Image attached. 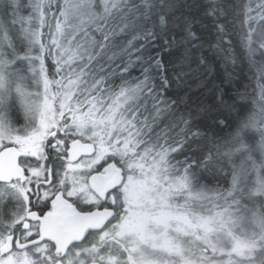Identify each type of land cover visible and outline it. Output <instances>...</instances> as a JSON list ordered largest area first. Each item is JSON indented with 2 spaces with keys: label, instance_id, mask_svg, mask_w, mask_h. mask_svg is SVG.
<instances>
[{
  "label": "snow or ice",
  "instance_id": "obj_1",
  "mask_svg": "<svg viewBox=\"0 0 264 264\" xmlns=\"http://www.w3.org/2000/svg\"><path fill=\"white\" fill-rule=\"evenodd\" d=\"M74 11L106 26L85 29L84 22L73 24L69 17ZM89 30L99 38L90 37ZM177 45L189 73L193 64L206 71L213 62L217 68L224 64L225 72L237 61L256 64L259 57L264 64V0H84L75 5L67 0L63 5L59 0H0V153L13 162L8 180L19 185L14 189L17 199L22 205L27 199L21 208H27L24 218H13L9 225L10 239L0 235V248L10 245L0 255V264H26L11 259L12 253L22 250L21 238L28 242L24 247L37 246L32 241L41 235V222L54 208L57 193L75 197L98 214L113 209L118 219L121 197L132 183L130 159L163 160L169 151L184 155L183 142L173 135L176 122L169 119L176 116V101L164 93L189 73H169L168 61L161 58L166 50L172 56ZM137 66L140 76L132 78ZM25 84L37 91H25ZM13 86L26 117L20 127L4 113L5 89ZM218 103L223 105V98ZM243 111V105L233 102L228 111L221 108L214 114L212 124L201 122L213 135L194 139L192 143L202 147L177 163L226 179L218 138ZM197 114L181 115L179 122L188 132L197 126ZM185 115L193 118L192 124ZM85 158L94 166L71 167ZM114 170L120 172L118 183L110 179ZM76 172L87 173V188L77 191L75 181H62V176ZM41 189L52 190V195Z\"/></svg>",
  "mask_w": 264,
  "mask_h": 264
},
{
  "label": "trees",
  "instance_id": "obj_2",
  "mask_svg": "<svg viewBox=\"0 0 264 264\" xmlns=\"http://www.w3.org/2000/svg\"><path fill=\"white\" fill-rule=\"evenodd\" d=\"M56 2L57 0H53L54 4ZM95 2L96 0H93L94 4ZM223 2L224 0H217V3ZM59 3L63 5L65 0H59ZM67 3L69 5L83 4L84 0H67ZM55 10L53 8V12ZM92 11L99 13L101 10L94 8ZM176 15L180 16L181 13L178 12ZM69 19L73 21V24L84 22L85 29H89L90 26L91 29L106 26L95 23L89 19L88 15L75 11ZM235 28L239 29V21H236ZM89 36L99 38V34L92 30H89ZM228 39L230 37H225V41ZM179 47L177 45L171 49L172 56L167 55V50L161 53V58L168 61L166 67L169 73L173 71L189 73L180 58L182 48L180 52L177 51ZM256 60V64L237 61L235 65L228 66L227 72L224 71V64H220L217 68L216 63L213 62L209 66L211 71L193 64L187 79L181 80L178 85H171L164 93L165 98L176 101V105H173L176 116L169 119H174L176 122L173 135L177 141L183 142L184 155L169 151L168 157L160 159L163 169L159 171L163 176L158 178H162L163 182L167 178L171 183L180 180L179 185L168 188L169 204L194 218L207 222L208 227L199 225L191 231V234L178 233L180 249L175 252H168L148 243H140L138 246L135 244L131 251H128L129 238L125 239V236L115 238L114 234H111V238L107 237L97 242L95 246H92L93 249L90 251L88 249L87 252L81 243L73 244L72 253L75 252L77 256H80L82 262L97 259L98 264H131L132 261L174 264L182 256L199 264L210 262L264 264V64L260 62L259 57ZM222 75L225 77L223 82L220 78ZM139 76L140 69L137 66L132 71L131 77ZM51 78L49 75V79ZM32 89L36 91L35 87ZM225 92L228 93L227 96L224 95ZM221 98L224 100L223 105L218 103ZM233 102L237 106L243 105L244 111L237 117L235 125L221 134L217 144L224 164L227 165L224 167L226 179L177 163L184 160L185 156H192L202 147L192 143L194 139L199 141L203 135L209 137L213 135L201 126V122L212 124L214 114L221 108L228 111ZM186 111L198 113L195 117L197 126L193 127L191 132H188L187 127L179 122L181 115ZM184 118L189 121V124L193 123L191 116L185 115ZM220 119L222 120L223 116ZM193 132L201 135L193 137ZM171 146L178 147L177 144ZM165 147L168 145L165 144ZM173 156L175 159H172ZM147 159L150 161L151 157ZM134 160L135 158L130 159L129 163ZM13 193L14 187L0 180V235L2 237L6 232L4 229L9 226L11 214H8L6 204L9 195ZM131 236L133 237L134 234ZM236 241L245 243L241 251L233 248ZM50 252L51 257L48 263H51L53 259H60L63 264L66 262L64 251H57V254H52V250ZM45 259L44 255L40 257L39 264H47Z\"/></svg>",
  "mask_w": 264,
  "mask_h": 264
},
{
  "label": "rangeland",
  "instance_id": "obj_3",
  "mask_svg": "<svg viewBox=\"0 0 264 264\" xmlns=\"http://www.w3.org/2000/svg\"><path fill=\"white\" fill-rule=\"evenodd\" d=\"M25 91L35 92L34 89L28 88L24 85ZM37 91V89H36ZM39 91L43 92V86L41 85ZM6 98L4 102V113L13 122L14 126L20 127L26 122L25 112L21 106L20 98L15 92V86L11 91L5 89ZM18 121V123H15ZM160 159L151 157L150 161L141 160L135 158L133 162L129 163V166L134 169L129 173L132 183L127 184L128 192L126 196L121 197L124 201L123 210L119 211V218L112 219L108 225H105L103 232L101 233L102 239L107 237L111 238V234L116 238L119 236H125L128 239L130 245L128 251L140 243H148L149 245L157 248H162L168 252H175L180 249V242L178 241V233L191 234V231L203 225L208 227L207 222L194 218L188 215L185 211L179 210L176 207H171L168 201L169 186H177L180 184V180L176 182H169L167 178L163 182L158 176H163L160 173V169H163L160 164ZM92 165L91 160L84 159L79 164L72 165L77 169L88 168ZM115 171V170H114ZM113 171V172H114ZM119 170H116V173ZM87 173H68L70 182L75 181L74 187L77 191L86 188L83 178ZM119 182V181H118ZM134 236L132 237L131 235ZM4 239V237H3ZM102 241V240H101ZM138 241V243H136ZM245 243L241 241L234 242L233 248L241 251ZM62 247L61 245L58 246ZM46 246L41 245L37 247L38 252H44ZM89 251L93 249L88 248ZM85 248L86 252L88 251ZM63 249H61L62 251ZM77 256L76 253H72V260L65 262L64 264H83V262ZM21 258L26 264H39L38 261L33 260L28 256V253L24 250L16 251L12 253L11 259L16 260ZM40 258V256L38 257ZM54 264H59L60 260L52 261ZM131 264H158L153 261H144L142 263L133 262ZM174 264H199L195 261L185 259L184 256ZM214 264V262L204 263Z\"/></svg>",
  "mask_w": 264,
  "mask_h": 264
},
{
  "label": "flooded vegetation",
  "instance_id": "obj_4",
  "mask_svg": "<svg viewBox=\"0 0 264 264\" xmlns=\"http://www.w3.org/2000/svg\"><path fill=\"white\" fill-rule=\"evenodd\" d=\"M88 159V158H85ZM94 166L93 164L89 167ZM116 174V170L113 172H110V178H112L114 175ZM62 181L64 179H69L68 177V173L65 176L61 177ZM85 179H89L87 174L85 175V177L83 178V180L85 181ZM97 180H100L99 177H97ZM5 182H7L10 186H13L14 189L18 188L19 185L16 184V182L14 180L10 181V180H3ZM68 182H70L68 180ZM116 183V182H115ZM29 186H25V188H27ZM88 187V185L86 184V188ZM79 191V190H78ZM41 192L46 193L48 196L52 195V190L49 189H41ZM58 194V193H57ZM89 197L91 199H95V197L89 193L88 194ZM35 202V201H33ZM54 208L52 209L51 213L55 212L57 213V218L59 220H64L63 224L61 226H59L56 231L50 236V238L48 239H41L39 241L36 242H32L33 244H36L37 246L32 247V248H28V247H24V245L22 246V250L26 251L28 253V256L32 257L33 260L36 261H40V258H38L39 256L42 257L43 255L46 257V262L47 264H53L48 263V260H50L49 257L50 256V250H52V254H57V251L62 252L64 251V253L66 254V258L65 261H69L70 259L72 260V250L71 247L73 244H78L81 243L85 248H90L92 246H95V244L97 242H100L102 239L101 237V233L104 230L105 225H108V223L114 219L113 215H115V210L113 209H109L108 212L110 214L105 215V219L103 222H101L99 225H94V224H89L90 222H88V219L86 218H81L80 222H79V227H78V232L75 235H72L70 233H66L65 232V228H70L72 227V225H75V218L73 216V212L75 211H80V212H88V211H92L86 208H83L81 206V204L79 203V201L74 197L73 199H68L66 196H61L56 198V200L54 201ZM7 212L8 214H11V218L9 220V225H13L14 224V219L15 220H20L24 218V215L27 213V208L25 207L24 212H21V208L24 206H27V199L25 198L24 200V204L22 205L20 203V201L17 199L15 192L12 195H9L8 200H7ZM68 205H71L70 207H68ZM94 213V220H98L101 216L100 213L98 214L96 211H93ZM104 215V214H103ZM115 220V219H114ZM7 231L4 234V240H9L10 236H11V228L8 226L7 227ZM32 231L34 232L35 229H32ZM17 236H20V233H16ZM22 239V242H25ZM42 241V242H41ZM41 245L46 246V248L44 249V252H38V250H36L37 247H40ZM59 245H61L62 247H58ZM10 245H8L9 247ZM61 249H63L61 251ZM7 250V249H6ZM5 250V251H6ZM16 251H21V250H15ZM4 252V251H3ZM3 252H0V255H2ZM55 259H53L52 261H54ZM60 260V259H57ZM92 260V259H90ZM97 260V259H95ZM39 261L37 263H39ZM89 261V260H87ZM98 261V260H97ZM86 262V261H84ZM83 262V263H84ZM55 264V263H54ZM59 264H63L62 260H60Z\"/></svg>",
  "mask_w": 264,
  "mask_h": 264
},
{
  "label": "water",
  "instance_id": "obj_5",
  "mask_svg": "<svg viewBox=\"0 0 264 264\" xmlns=\"http://www.w3.org/2000/svg\"><path fill=\"white\" fill-rule=\"evenodd\" d=\"M13 162L9 160L7 155L5 153H0V180H7L8 179V174L13 172ZM120 178V174L117 172L111 179L112 182L118 183ZM89 182L91 183V180L89 178ZM100 180H96V183H99ZM60 197V194L58 193L56 198ZM71 205H68L70 207ZM94 212L93 211H88V212H80V211H75L73 212V216L75 218V225H72L70 228H65L66 233H70L72 235L77 234L78 232V227H79V222L81 218H86L88 219L89 224H94V225H99L101 222L104 221L105 219V214H101L100 218L98 220H94ZM65 218L63 220H59L57 218V213H50L48 216L43 218L41 225H40V233L41 235L32 242L39 241L45 237L50 238V236L56 231V229L61 226L64 222ZM28 242H22V245L27 244ZM8 245H6L3 248H0V252H3L7 249ZM83 264H98V261L95 259L89 260L84 262Z\"/></svg>",
  "mask_w": 264,
  "mask_h": 264
}]
</instances>
